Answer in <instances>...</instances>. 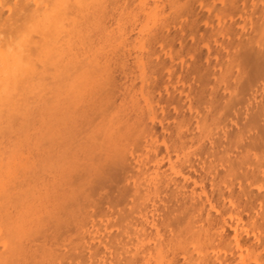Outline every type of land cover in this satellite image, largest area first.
I'll return each mask as SVG.
<instances>
[{
    "label": "bare ground",
    "instance_id": "6f19581e",
    "mask_svg": "<svg viewBox=\"0 0 264 264\" xmlns=\"http://www.w3.org/2000/svg\"><path fill=\"white\" fill-rule=\"evenodd\" d=\"M218 2L0 0V264H264V0Z\"/></svg>",
    "mask_w": 264,
    "mask_h": 264
},
{
    "label": "rangeland",
    "instance_id": "374dc122",
    "mask_svg": "<svg viewBox=\"0 0 264 264\" xmlns=\"http://www.w3.org/2000/svg\"><path fill=\"white\" fill-rule=\"evenodd\" d=\"M182 2H184L185 0H181ZM206 1V3H205ZM210 1H214V2H210ZM219 0H203L204 4H207V5H212V4H217ZM219 6V2L217 4V7ZM249 12H252L251 10H249ZM251 14V13H250ZM208 19V18H207ZM206 17L204 18V21H209V19L207 20ZM211 22L213 21V23L215 22V19L214 18H210ZM207 22L205 23L204 26H206ZM215 24V23H214ZM201 28H203V30L206 29V27L202 26L200 24ZM264 91V90H263ZM264 93V92H263ZM264 95V94H263ZM119 184V185H118ZM123 184V185H122ZM124 186V183L122 182H118V183H114V184H111V183H108V186L106 188V190L104 191H96L95 192V200L97 202H99V204L97 205V207L95 208V215H94V219L97 221V218H101V210H104L107 206H108V203H112L113 207H114V212L115 214L113 216H116L117 217V210L118 209H123V208H126V204L127 202L124 201L118 191L119 188H122ZM117 188V189H116ZM108 196V198H107ZM114 199H113V198ZM111 199V200H110ZM113 201V202H112ZM102 204H101V203ZM125 202V203H124ZM118 204V208L116 207V205ZM98 210V211H97ZM114 224H112L111 226H113ZM115 226V225H114ZM66 238L65 236L62 237V239ZM62 239H60V241H62ZM71 240H73V242H76V239H75V236H73L71 238ZM69 242H67L68 244ZM73 245H67V249H70ZM68 262V261H67ZM64 263V264H67Z\"/></svg>",
    "mask_w": 264,
    "mask_h": 264
}]
</instances>
